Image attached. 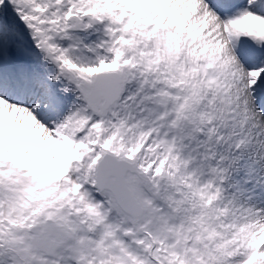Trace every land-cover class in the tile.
<instances>
[{
	"label": "snow or ice",
	"instance_id": "obj_1",
	"mask_svg": "<svg viewBox=\"0 0 264 264\" xmlns=\"http://www.w3.org/2000/svg\"><path fill=\"white\" fill-rule=\"evenodd\" d=\"M0 264H264V0H0Z\"/></svg>",
	"mask_w": 264,
	"mask_h": 264
}]
</instances>
